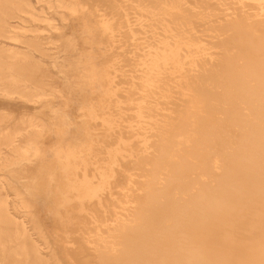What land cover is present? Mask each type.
Segmentation results:
<instances>
[{
	"label": "bare ground",
	"instance_id": "1",
	"mask_svg": "<svg viewBox=\"0 0 264 264\" xmlns=\"http://www.w3.org/2000/svg\"><path fill=\"white\" fill-rule=\"evenodd\" d=\"M90 1L120 57L112 73L128 78L120 88L109 79L107 105L86 112L105 123L113 146L97 159L63 135L42 137L50 130L41 122L5 130L0 164L31 187L58 165L77 221L60 224L51 242L37 203L12 189L11 206L0 179V256L13 255V264H264V0ZM137 33L147 34L143 47ZM125 58H145L143 75ZM16 208L31 212L42 242Z\"/></svg>",
	"mask_w": 264,
	"mask_h": 264
},
{
	"label": "rangeland",
	"instance_id": "2",
	"mask_svg": "<svg viewBox=\"0 0 264 264\" xmlns=\"http://www.w3.org/2000/svg\"><path fill=\"white\" fill-rule=\"evenodd\" d=\"M65 1L0 0V121H2L0 136L13 128L26 126L29 121L41 122L47 130H50L49 133H42V137L46 136L49 141H54L55 138L63 135L72 147L81 150L92 148V153L96 154L97 159H104L101 150L111 149L113 146L111 133L105 129V123L99 117L91 119L86 112L91 108L96 112H102V107L107 105L105 92L109 88V79L120 88L127 84L128 78L118 77L112 73L120 57L115 50L109 48L110 40L100 27L102 11L92 6V1L88 3L86 0H70L74 1L81 11L83 10L71 14L68 9L65 11L62 7V10L61 5H58V2ZM208 2L212 4L214 1L208 0ZM193 26L197 30L203 27L199 22H194ZM125 29L122 28L121 31ZM121 34V32L117 34V39ZM146 35L136 34V43H140L141 47L145 44L143 42L146 41ZM125 59L122 64L129 66V61L135 62L136 68L140 70L138 74L143 75L145 58L134 61ZM240 61L238 66L244 64L242 60ZM98 89H101L100 92L95 91ZM16 121L19 124H16ZM57 128L61 130L58 131ZM1 137L0 149L5 150L4 143L8 144L9 141L3 142ZM16 159L18 158L14 157V161ZM3 165L0 164V179L4 180V191L8 195L10 205L12 206L13 200L12 189L20 191L30 206L37 203V207L41 210L40 224L43 233L55 243L58 238L57 233L60 232L59 225L73 224L77 221L73 210L77 205L73 202L77 198L73 197L67 188L68 180L64 178L65 173L57 165L51 175L48 174L49 171L44 173L31 187L25 176L22 174L19 175L20 177L16 176L11 164ZM1 187L0 185V196L3 195ZM37 191L40 194L37 195L35 193ZM33 194H36V198ZM30 209L34 208L28 210ZM16 210L17 213L13 215L17 217L26 215L25 209L16 208ZM26 216L28 232L33 240L42 242L37 235H34L35 231L30 229L31 212ZM32 216H36V213L33 212ZM4 233L5 236L13 234L10 228ZM59 245L49 246H54L61 252ZM9 246L13 247L14 242H10ZM42 246L46 247L43 244ZM48 249H43L42 252L48 253ZM75 256L79 258L86 255L82 253ZM86 258L89 264H94L91 259ZM49 263L56 264L53 258ZM166 263L167 261L163 260L161 264ZM0 264H13V255L7 257V253H2Z\"/></svg>",
	"mask_w": 264,
	"mask_h": 264
}]
</instances>
